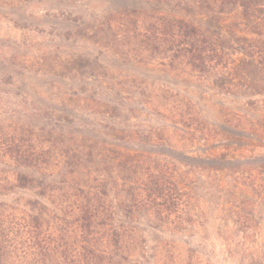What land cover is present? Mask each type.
Instances as JSON below:
<instances>
[{
    "label": "trees",
    "instance_id": "1",
    "mask_svg": "<svg viewBox=\"0 0 264 264\" xmlns=\"http://www.w3.org/2000/svg\"><path fill=\"white\" fill-rule=\"evenodd\" d=\"M171 1L183 16L133 10L124 30L95 41L141 64L158 61L162 71L195 84V101L163 109L175 128L195 114L200 155L189 158L162 137L109 144L130 143L118 131L101 145L79 146L86 138L72 132L76 143L69 138L58 162L25 136L6 138L1 143L13 168L0 169V196L30 195L0 201V264H142L154 254L141 220L154 230L191 222L184 210L192 190L175 179L177 167L222 172L232 164L227 153L214 151L215 132L227 140L225 149L241 152L234 162H264V0ZM130 44L134 50L124 51ZM111 95L103 105L116 114L122 105L117 91ZM159 101L148 105L156 111L167 104Z\"/></svg>",
    "mask_w": 264,
    "mask_h": 264
},
{
    "label": "rangeland",
    "instance_id": "2",
    "mask_svg": "<svg viewBox=\"0 0 264 264\" xmlns=\"http://www.w3.org/2000/svg\"><path fill=\"white\" fill-rule=\"evenodd\" d=\"M176 2L0 0V143L25 136L63 162L59 156L69 148L72 132H82L86 140L78 145L87 147L101 145L118 131L130 143L109 144L130 146L137 135L148 137L143 144L162 137L169 147L184 148L189 158L200 155L195 114L190 112L191 120L175 128L163 109L174 112L182 99L195 101V84L162 71L158 61L141 64L124 58L122 49L95 41L124 30L122 20L134 19L133 10L183 16ZM125 50L134 48L130 44ZM114 91L122 105L116 114L103 105L115 98ZM152 100L167 104L153 111L148 105ZM214 141V151L227 153L232 164L222 172L177 167L175 179L192 190L184 210L191 222L180 229L171 225L154 230L141 220L148 254H154L142 264H264V162H234L241 152L225 149L227 140L216 132ZM70 143L76 141L70 138ZM4 149L1 143V170L13 168ZM29 195L16 192L0 196V201ZM165 250L169 257H164Z\"/></svg>",
    "mask_w": 264,
    "mask_h": 264
}]
</instances>
